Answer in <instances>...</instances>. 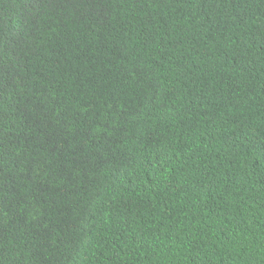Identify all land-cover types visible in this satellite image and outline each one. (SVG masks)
I'll use <instances>...</instances> for the list:
<instances>
[{
    "label": "trees",
    "instance_id": "obj_1",
    "mask_svg": "<svg viewBox=\"0 0 264 264\" xmlns=\"http://www.w3.org/2000/svg\"><path fill=\"white\" fill-rule=\"evenodd\" d=\"M0 264H264V0H0Z\"/></svg>",
    "mask_w": 264,
    "mask_h": 264
}]
</instances>
